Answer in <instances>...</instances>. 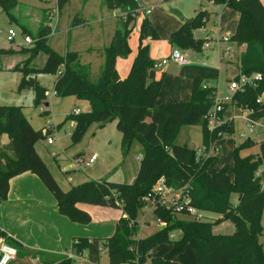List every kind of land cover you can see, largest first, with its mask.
Here are the masks:
<instances>
[{"label": "trees", "instance_id": "trees-1", "mask_svg": "<svg viewBox=\"0 0 264 264\" xmlns=\"http://www.w3.org/2000/svg\"><path fill=\"white\" fill-rule=\"evenodd\" d=\"M65 0H57L62 3ZM223 4L238 13V24L230 40L236 46H244L239 55L240 75L259 73L262 77L255 86H243L235 90L230 102L223 104L220 112L222 123L209 128L207 114L217 98V86L208 85L203 78H195L188 101L158 103L163 78L155 77V61L150 55V45L145 39H158L155 27L148 17L140 23L138 51L129 74L121 78L116 69V59L126 58L131 53L130 27L138 16L137 0H105V5L119 10L123 29L117 28L110 47L104 49L103 68L96 80L91 77L90 66L82 64L80 55L67 51L64 55L48 45V38H38L22 46L18 53L26 55L18 62L14 71L23 74L20 88L32 90L35 101L46 97L47 89L37 79L38 73L57 75L54 93L58 97L77 96L89 102V111L72 114L76 122L73 143L82 135L87 125H105L117 120V129L122 134V144L128 151L134 139L141 140L143 151L136 180L119 183L107 180H90L65 192L55 180L48 165L41 158L35 144L44 138V128L34 129L25 119L20 106L0 105V138L7 135L11 140V151L0 148V197L7 198L10 180L22 173L36 174L55 197L59 212L79 224L91 222V215L79 204L118 208L122 216L116 222L114 234L100 243L98 238L74 239L72 249L77 255L86 253L91 263H98L105 250L109 264H179L174 261L176 252L186 243L195 248L201 264H264L263 232L264 181L259 173L263 161L257 154L242 156L241 152L254 144L252 138L236 146L233 154V175L226 166L210 171L216 150L214 142L223 135L233 133V110H258L264 106V4L261 0H208ZM17 0H0L2 11L15 19L13 9ZM208 12L201 11L195 17L184 20L182 26L170 36V44L181 50H202L203 41L196 39L193 31L201 27ZM45 18V16H44ZM26 30H24L25 34ZM13 49H0L3 55L14 53ZM45 60L35 66L39 54ZM1 66V62H0ZM263 98L262 101H258ZM47 112V111H46ZM182 126L202 127V147L206 154H199L187 143L176 142ZM211 149V150H210ZM218 152V153H219ZM182 196H187L190 205L201 212L220 215L215 220H204L186 212L167 209L154 195V186L160 178ZM237 197V200H235ZM154 199L153 212L165 225L148 237H140L139 215ZM187 216L182 219L180 216ZM234 226L232 234L213 231L223 221ZM175 232L174 250L165 257L152 252L155 246L168 241ZM0 237L22 253L18 243L10 241L0 230ZM75 260L60 255L49 264H74Z\"/></svg>", "mask_w": 264, "mask_h": 264}, {"label": "rangeland", "instance_id": "rangeland-1", "mask_svg": "<svg viewBox=\"0 0 264 264\" xmlns=\"http://www.w3.org/2000/svg\"><path fill=\"white\" fill-rule=\"evenodd\" d=\"M138 3L142 6L143 11L137 16L136 22L130 26H133V29L129 47L132 51L138 47L141 23L139 20L146 16L154 25L159 36L158 39L150 41V53L154 57L160 58L158 59L160 61L175 49L174 46L170 47V36L183 24L178 16L171 13L172 8L178 9L185 20L195 17L201 11H206L209 14L203 25L193 31L194 37L203 41L202 50H191L192 52L189 54L178 48L182 54L190 57L191 65H179L170 61L168 65L171 64L170 69L173 68L171 74L174 78L168 80L162 70L166 64L163 66L156 64V74L163 78L159 99L164 97L165 88L170 93L175 91V84L172 82H175V77L177 74L180 75V71L185 66L196 67L197 71L195 72L198 74L196 77L203 78L205 83L218 84L220 98L224 99L231 93L229 81L237 76L239 69H237V59L230 60V56L225 57L223 50L226 47L231 50L236 47L235 42L228 40L238 24L235 10L223 4H213L208 0H138ZM145 10H150V13L145 14ZM13 13L14 20L2 11L0 6V49L11 48L15 51L6 55L17 59L18 55L16 54H21L18 51L22 46H26L23 43L24 30L33 42L38 38L39 33H42V37L48 38V45L58 54L64 55L67 51L77 52L80 55L81 63L90 66L93 80L97 79L103 68L104 49L111 46L116 29L118 27L123 29L119 17L124 13L109 8L105 5V0H65L62 3H58L57 0H17ZM10 29L16 33L12 42L8 38ZM224 37L227 40L223 39ZM205 42L209 44L208 47L204 46ZM132 54L133 52L128 58L117 63L122 72L125 71L127 62L132 60ZM21 55L22 57L26 56ZM44 57L45 55L42 53L39 54L32 64L40 65ZM22 76L23 74L20 72L0 68V105L20 106L26 121L34 129H46L49 124L53 127L50 134L54 139L53 143L49 144L46 138L40 139L35 144V149L65 192L90 180H107L119 183H133L136 180L143 151L140 139H134L126 151L122 144V134L117 129V120H112L105 125L95 122L87 125L79 139L73 143L76 122L69 116L75 114L78 109L82 113H87L90 108L89 102L77 96L58 97L54 95L53 87L57 75L44 73H38L35 77L46 87V97L36 102L31 89L20 88ZM183 91L179 100H189L190 90L185 88ZM235 115L233 133L225 134L214 142L220 152L216 150L212 153L215 158L209 170H220L227 166L229 173L233 175L235 147L244 143L248 138H252L254 144L243 149L241 155L258 153L261 156L263 165L260 174L264 181V106L255 111L238 110ZM243 115H247L248 119ZM250 124L257 125V127L252 130ZM0 140L5 143L7 136L2 135ZM176 142L187 143L190 148L200 154L207 152L202 147L201 126H182ZM92 155H96L97 160L88 164ZM83 206L89 209L85 211L91 215L92 219L90 223L83 226L85 233L81 237H95L100 240L101 244L104 243L114 234L115 224L122 216V211L118 208L92 204H83ZM201 213L204 220H215L220 217V215L211 212ZM180 217L187 219V216ZM262 217L264 232V210ZM138 221V235L142 238L150 236L164 226L158 224L150 198L147 199V204L140 213ZM213 231L232 234L234 226L227 220L214 226ZM178 237L179 233L175 232L168 241L158 243L153 249L155 256L165 257L171 253L175 248L173 241ZM261 241L264 249V235ZM173 256L182 264H201L191 243H186L183 249ZM74 264H109V256L103 250L99 262L91 263L84 253L75 260Z\"/></svg>", "mask_w": 264, "mask_h": 264}, {"label": "crops", "instance_id": "crops-1", "mask_svg": "<svg viewBox=\"0 0 264 264\" xmlns=\"http://www.w3.org/2000/svg\"><path fill=\"white\" fill-rule=\"evenodd\" d=\"M261 1L264 4V0ZM138 8H139L138 9V16H139L141 11H143V8L141 5H139ZM146 11L147 10H145V14H147ZM217 14L218 12L216 13V15ZM143 17L139 21H141ZM150 41L151 39L147 38L144 40V44L150 45ZM170 47H172L171 44ZM243 50H244V46L241 47L236 46L235 48H233L232 53L230 54L229 57L230 60H234V58L237 59L236 60L238 65L237 69H239V55ZM137 51H138V47L136 48V50L133 51L131 50V53L133 52V54L131 55L132 60L127 62L124 72L120 70V68L117 66V63L122 62L123 59H126L129 56L126 58L118 57L116 59V69L122 79L127 76V73L129 74L134 58L137 54ZM183 51L189 54L192 52L191 50H183ZM170 54L167 57L161 59V61L168 58ZM16 55H18L17 59H12V57H9L8 55H3L0 58V62H1L0 68L3 70L14 71L13 67L26 57V56L22 57L21 54H16ZM150 55L152 59L155 61V63L161 62L160 60H158L160 58L154 57L153 54L151 53ZM187 57L189 58L190 61L187 64L191 65L192 64L191 59L189 56ZM44 60L45 57L43 58L42 63ZM169 62L170 60L166 63V67L162 69L163 73L166 74V78L168 77V80L170 78L171 79L174 78L171 74L173 68L170 69L171 64L168 65ZM195 71H197L196 67L188 68L185 66V68L180 71V75L177 74V76L175 77L174 79L175 82L174 83L172 82V84H175L174 85L175 91L170 93V91L165 88L164 97L161 99H159L158 97V103H164V102L170 103L169 101H173V102L186 101V100H179L180 99L179 97L182 96L181 92L185 88H188L190 90V95H191L193 80L195 78H198L196 77V75L198 74H196ZM155 77L157 79L160 78V76H157L156 71H155ZM207 84L217 86V97L219 99H223L220 98L219 96L218 84H215L213 82H208ZM231 95L232 92L226 95L225 97H231ZM236 111H238V109L233 110L232 119H234V117L236 116L235 115ZM241 114H243V112H241ZM243 117L248 119L247 115H243ZM0 148L4 149L5 151H11V140L9 139L8 136L5 143H3L0 140ZM260 171L259 173H261ZM235 200H237V197H235ZM79 207L82 208L83 210H89L87 209L86 206L84 207L83 204H79ZM83 226L84 224L75 223L71 221L67 216L59 212V207L53 194L47 189V187L44 185L41 179L32 172H25L12 178L10 180V188L7 198L3 199L0 197V230L6 233L10 241H13V243H18L22 251V253L19 254V260L27 264H49L50 262L56 260V258L60 255L74 256L73 258L74 260L79 259L80 256H82L83 254L81 255L75 254L73 252L72 245L74 239L81 237V235L85 233ZM0 238L4 239L3 237ZM89 238H94V237H89ZM152 253L155 255L154 252ZM36 257L40 258L38 263H36L34 260ZM174 261L179 264H182V262L177 261L175 258Z\"/></svg>", "mask_w": 264, "mask_h": 264}, {"label": "built area", "instance_id": "built-area-1", "mask_svg": "<svg viewBox=\"0 0 264 264\" xmlns=\"http://www.w3.org/2000/svg\"><path fill=\"white\" fill-rule=\"evenodd\" d=\"M146 13L149 14L150 11L147 10ZM15 35L16 33L14 32V30L10 29L8 32L9 41L12 42L14 40ZM223 39L227 40L226 37H224ZM228 40L230 39L228 38ZM23 43L24 45H29L33 43V40L29 35L25 34ZM204 46L208 47L209 44L205 42ZM231 53L232 50L229 47H226L225 50H223V55L225 57H229ZM169 60L179 65H185L190 62L189 58L186 55L182 54L181 51L176 48L172 50L168 58L158 63V66L166 64ZM156 64H155V69L157 66ZM261 79L262 77L259 73H255L251 76L240 75L238 79L234 78L230 81L229 88L233 93L235 90L243 86H247V85L255 86L256 83ZM262 99L263 98H260L258 101L260 102L262 101ZM230 100L231 97H225L224 99H219L218 97L216 98L215 104L213 105L212 109L209 111V113L206 116L210 129H214L216 126L222 123L220 112L223 109V104L226 102H230ZM79 113L80 110L75 111V114H79ZM256 127L257 125L250 124V128L252 130H254ZM52 131H53V127L50 124L46 127V129H44V133L46 134V139L49 144H52L54 141L53 137L50 135ZM96 159H97L96 155H92L87 163L88 164L93 163ZM263 188H264V184H263ZM153 192L155 197H157L158 202L164 205L167 209H172L177 212H186L196 216L197 219H201L203 217L202 214L196 208L190 205L189 198L187 196H182L180 192L173 191V189L166 184L165 179L163 177L156 182ZM151 200L154 204L155 200L154 199ZM157 222L159 225H165V223L160 218L157 219ZM172 236H174V234H172ZM70 257L74 258V256H70ZM34 260L36 263H38L40 258L36 257ZM0 264H27V263L19 260V254L17 248L7 243L5 239L0 238Z\"/></svg>", "mask_w": 264, "mask_h": 264}, {"label": "water", "instance_id": "water-1", "mask_svg": "<svg viewBox=\"0 0 264 264\" xmlns=\"http://www.w3.org/2000/svg\"><path fill=\"white\" fill-rule=\"evenodd\" d=\"M171 13L178 16L180 18V20H184L185 17L183 16V14L178 10V9H175V8H172L171 9ZM46 137H44L43 139H45Z\"/></svg>", "mask_w": 264, "mask_h": 264}]
</instances>
